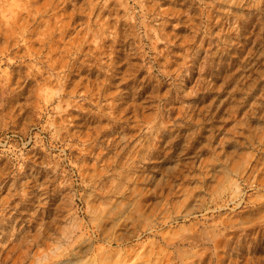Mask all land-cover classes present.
Listing matches in <instances>:
<instances>
[{
  "label": "rangeland",
  "instance_id": "1",
  "mask_svg": "<svg viewBox=\"0 0 264 264\" xmlns=\"http://www.w3.org/2000/svg\"><path fill=\"white\" fill-rule=\"evenodd\" d=\"M0 264H264V0H0Z\"/></svg>",
  "mask_w": 264,
  "mask_h": 264
}]
</instances>
